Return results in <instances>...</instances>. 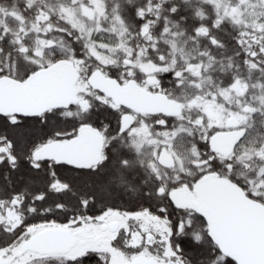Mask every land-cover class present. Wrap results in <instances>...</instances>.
Segmentation results:
<instances>
[{
	"label": "snow or ice",
	"instance_id": "6c2138e0",
	"mask_svg": "<svg viewBox=\"0 0 264 264\" xmlns=\"http://www.w3.org/2000/svg\"><path fill=\"white\" fill-rule=\"evenodd\" d=\"M0 264H264V0H0Z\"/></svg>",
	"mask_w": 264,
	"mask_h": 264
}]
</instances>
